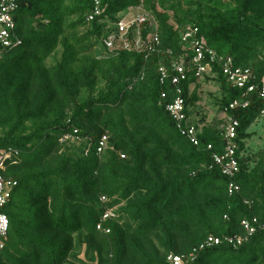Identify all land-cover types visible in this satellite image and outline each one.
<instances>
[{
	"label": "trees",
	"instance_id": "obj_1",
	"mask_svg": "<svg viewBox=\"0 0 264 264\" xmlns=\"http://www.w3.org/2000/svg\"><path fill=\"white\" fill-rule=\"evenodd\" d=\"M98 1L104 14L90 22L96 0H16L18 40L0 44V155L18 153L2 172L18 186L4 209L10 228L0 264H172L170 256L264 264V146L255 154L249 147L264 101L257 91L248 108L232 110L244 93L228 84L221 62L264 79V0ZM138 8L160 48L105 58L102 38ZM188 27L216 52L205 64L210 75L180 86L198 146L167 109L179 96L173 63L186 52ZM206 83L222 93L213 122L192 111ZM229 118L240 123L234 195L215 160ZM109 210L116 218L102 222ZM244 220L259 223L249 243L206 245L242 236Z\"/></svg>",
	"mask_w": 264,
	"mask_h": 264
},
{
	"label": "built area",
	"instance_id": "obj_2",
	"mask_svg": "<svg viewBox=\"0 0 264 264\" xmlns=\"http://www.w3.org/2000/svg\"><path fill=\"white\" fill-rule=\"evenodd\" d=\"M97 8L93 15L90 16L89 21L93 22L96 18H101L104 11L100 7V2L96 0ZM18 10V4L16 0H0V44L5 48L12 47L18 40L16 34V21L15 14ZM150 17L143 13L141 8L130 10L128 13L120 15V18L109 28L108 33L102 38V45L104 47L105 58L118 56L122 53H135L139 55H151L156 53L160 48V37L157 31L148 30V24L150 23ZM153 28V27H152ZM182 41L186 45L185 51H191L192 55L184 52L181 56H178L177 60L173 63V69L176 73L173 78V84L178 89V98H176L167 109L171 117L177 123L178 128L182 134L189 139L196 146L199 145L197 138V130L191 126L188 121V115L186 114V101L183 98V90L180 87L185 81H188L192 77L195 79H202L204 75H210V70L205 66L206 63H214L216 61V52L208 47L205 39L199 37V31L188 27L182 35ZM191 56V58H189ZM223 65V75L226 78L228 84L234 88L241 90L243 94V100H236L231 105L232 110L239 107L248 108L249 95L260 93L261 99L264 101V79H259L254 75L250 69H242L235 66L232 59H221ZM162 82L168 77L166 68H161ZM166 96L164 95V98ZM264 117V111L262 112ZM228 126L226 128V149L223 155H216V163L221 167L223 174L230 178L232 181L229 185L230 195H234L240 192V187L234 182L236 175L240 171V164L237 158L238 145L236 139L238 137V128L240 123L233 118L228 119ZM70 136L66 137L63 141L69 140ZM107 138H104L102 147L99 152H102L107 145ZM212 148V147H210ZM14 155H18L17 152L12 150L2 152L0 155V254L6 248L8 242V233L10 228V221L8 216L4 213V209L8 205L14 189L18 186V183L12 180H6L3 177V170L6 163ZM106 202V198L102 199ZM115 210L107 211L103 216V221L106 222L111 219H115ZM101 223L98 227L99 231L110 233L109 230H104ZM258 221L254 220L252 224L249 220H244L242 226L245 233L242 236L209 238L206 245L208 247L220 246L224 243L235 246H243L251 241L256 235L258 228ZM264 230V226L261 227ZM204 247V246H203ZM169 261L172 264H188L189 261L184 257L170 256ZM194 261V259H193Z\"/></svg>",
	"mask_w": 264,
	"mask_h": 264
},
{
	"label": "rangeland",
	"instance_id": "obj_3",
	"mask_svg": "<svg viewBox=\"0 0 264 264\" xmlns=\"http://www.w3.org/2000/svg\"><path fill=\"white\" fill-rule=\"evenodd\" d=\"M221 91L214 84L206 83L201 88L202 101L193 108V112L199 114H205L209 118V122H213L216 119H221V111L219 101L221 98ZM198 121L202 117L197 118ZM251 133H254L255 137L249 143L251 148V154L257 153L264 146V118H261L256 124L250 129Z\"/></svg>",
	"mask_w": 264,
	"mask_h": 264
}]
</instances>
